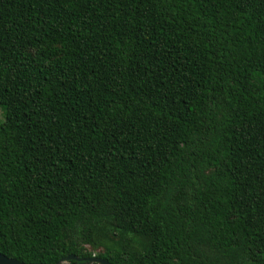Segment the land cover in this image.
<instances>
[{
	"label": "trees",
	"instance_id": "obj_1",
	"mask_svg": "<svg viewBox=\"0 0 264 264\" xmlns=\"http://www.w3.org/2000/svg\"><path fill=\"white\" fill-rule=\"evenodd\" d=\"M0 110L6 258L264 264V0H0Z\"/></svg>",
	"mask_w": 264,
	"mask_h": 264
},
{
	"label": "water",
	"instance_id": "obj_2",
	"mask_svg": "<svg viewBox=\"0 0 264 264\" xmlns=\"http://www.w3.org/2000/svg\"><path fill=\"white\" fill-rule=\"evenodd\" d=\"M70 262H75V264H110L107 261L94 256H91L89 258H77L73 255H68L58 260L55 264H71ZM0 264H24V263H20L12 258H6L5 256L0 254Z\"/></svg>",
	"mask_w": 264,
	"mask_h": 264
},
{
	"label": "rangeland",
	"instance_id": "obj_3",
	"mask_svg": "<svg viewBox=\"0 0 264 264\" xmlns=\"http://www.w3.org/2000/svg\"><path fill=\"white\" fill-rule=\"evenodd\" d=\"M2 120V111L0 110V121ZM86 250L91 252V255L95 257V254L99 253L102 251L101 248H98V249H94V250H91L90 247H86Z\"/></svg>",
	"mask_w": 264,
	"mask_h": 264
}]
</instances>
